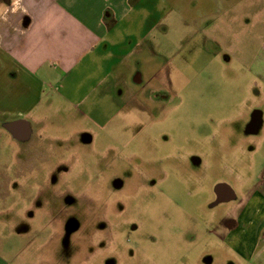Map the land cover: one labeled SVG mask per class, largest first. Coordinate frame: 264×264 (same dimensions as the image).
<instances>
[{"label":"rangeland","instance_id":"obj_1","mask_svg":"<svg viewBox=\"0 0 264 264\" xmlns=\"http://www.w3.org/2000/svg\"><path fill=\"white\" fill-rule=\"evenodd\" d=\"M241 1L188 23L156 0L164 40L96 118L58 95L14 100L0 51V264H262L232 232L264 191V0ZM19 110L25 139L7 128ZM221 183L236 197L219 201Z\"/></svg>","mask_w":264,"mask_h":264},{"label":"crops","instance_id":"obj_2","mask_svg":"<svg viewBox=\"0 0 264 264\" xmlns=\"http://www.w3.org/2000/svg\"><path fill=\"white\" fill-rule=\"evenodd\" d=\"M155 1L5 0L0 6V51L10 64L1 58L2 71H10L14 85L23 90L18 96L14 91V100L23 96L26 103L39 104L58 95L64 102L86 106L96 118L98 104L127 85L128 72L135 66L131 67V57L145 53L146 41L164 40L166 31L156 26L168 17H157ZM167 1L171 20L181 18L188 23L208 19L219 10H228L229 18H236L235 10L243 2ZM16 116L12 122H21L18 130L28 132V137L31 123L23 119L21 110ZM219 185L231 195L221 200L236 197L229 185ZM238 208L232 229L235 249L264 264V191L256 187Z\"/></svg>","mask_w":264,"mask_h":264},{"label":"water","instance_id":"obj_3","mask_svg":"<svg viewBox=\"0 0 264 264\" xmlns=\"http://www.w3.org/2000/svg\"><path fill=\"white\" fill-rule=\"evenodd\" d=\"M21 122H18V121H13V122H10L8 125H7V128L12 132V134L18 138V139H25L27 137V134L28 132H22L20 133V131L18 130L19 129V125H20ZM221 188H222V185H219L217 187V192L220 193L221 191Z\"/></svg>","mask_w":264,"mask_h":264},{"label":"flooded vegetation","instance_id":"obj_4","mask_svg":"<svg viewBox=\"0 0 264 264\" xmlns=\"http://www.w3.org/2000/svg\"><path fill=\"white\" fill-rule=\"evenodd\" d=\"M217 194H218L219 201H223L221 200V197L222 199H227L228 197H231V195H229L225 187H222L220 193L217 192Z\"/></svg>","mask_w":264,"mask_h":264}]
</instances>
